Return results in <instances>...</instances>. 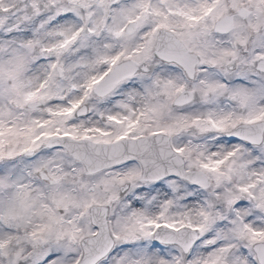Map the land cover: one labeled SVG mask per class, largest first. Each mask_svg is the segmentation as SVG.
<instances>
[{"label":"snow or ice","instance_id":"6c2138e0","mask_svg":"<svg viewBox=\"0 0 264 264\" xmlns=\"http://www.w3.org/2000/svg\"><path fill=\"white\" fill-rule=\"evenodd\" d=\"M0 264H264V0H0Z\"/></svg>","mask_w":264,"mask_h":264}]
</instances>
